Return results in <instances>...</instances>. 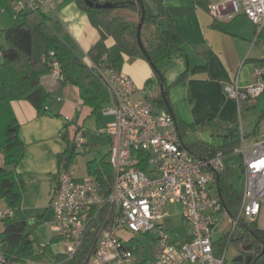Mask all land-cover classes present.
<instances>
[{
	"label": "built area",
	"instance_id": "obj_1",
	"mask_svg": "<svg viewBox=\"0 0 264 264\" xmlns=\"http://www.w3.org/2000/svg\"><path fill=\"white\" fill-rule=\"evenodd\" d=\"M51 1L12 2L19 14L41 10ZM208 10L215 20L245 16L256 25L258 33L264 29V0H210ZM50 57L51 73L61 79V65L54 51ZM90 65L102 76L110 94V106L103 108V113L115 116L104 130L111 140L108 155L114 176L110 192L105 194L93 175L79 178L68 169L59 172L50 203L51 228L66 242L64 253L72 258L87 232L96 229L97 247L91 256L94 264H226L228 245L221 250L216 239V215L222 210L228 212L218 190L226 156L221 151L196 156L182 140L173 115L154 99L136 96L138 87L131 76L123 70ZM254 73L256 83L243 89L231 85L228 94L238 102L261 94L264 68L257 66ZM85 143V136L79 133L77 147ZM233 155L240 158L245 190L238 214L231 215L233 228L229 236L242 218L258 221L263 211L264 124L257 140L247 143L242 139ZM176 203L181 204L183 217L193 229L183 240L174 241L167 235L165 220L169 216L167 207ZM0 215L5 217L11 212ZM123 231L148 235L158 248L154 258L137 263L135 239L127 241L120 234ZM4 263L0 252V264Z\"/></svg>",
	"mask_w": 264,
	"mask_h": 264
},
{
	"label": "crops",
	"instance_id": "obj_2",
	"mask_svg": "<svg viewBox=\"0 0 264 264\" xmlns=\"http://www.w3.org/2000/svg\"><path fill=\"white\" fill-rule=\"evenodd\" d=\"M143 2L146 13L158 17L157 26L161 30L169 29L171 24L175 29L171 44L178 52L162 61L159 68L169 86L172 112L168 107L165 110L173 114L176 120L196 126L200 139L190 144L206 142L221 147L236 142L240 144L242 139L247 143L257 140L264 124V91L240 102L227 92L231 85L243 89L257 81L254 70L260 66L257 60L264 56V45L258 40L256 25L245 16H237L222 21L229 24L227 31L218 29L214 26L216 20L208 8L197 5L195 0ZM42 10L59 36L87 64H91L88 51L100 39V32L92 25L87 12L78 5L77 0H52ZM17 15L12 1L0 10V99L7 95L2 63L3 52L8 44L3 32L13 25ZM129 15L136 17L133 12ZM147 36L146 33L144 38ZM114 42L113 38L107 40L108 45ZM122 70L135 81L137 97L156 100L162 93L161 83L147 59L127 61ZM184 73L189 74L187 79L174 84ZM59 83L60 79L52 73L43 78V84L52 91L46 113L38 114L36 108L26 100L12 102L21 124L25 157L18 166H7L0 152V165L23 173L27 181L22 207L11 212V215L28 220L31 225L36 223L40 208L49 209L54 184L57 183L59 172L64 169L58 160V156L67 149L61 134L68 127L71 131L79 128V133L85 136V145H89L94 133L104 132L106 126L115 119L114 115H109L113 118L110 122L102 120L92 108L83 104L76 87L66 85L61 88ZM243 101L245 111L242 108ZM107 137L109 149L106 154H109L111 140ZM6 211H10L9 206L6 200L1 199L0 213ZM18 212L22 214L21 218L16 216ZM2 230L3 225H0V232Z\"/></svg>",
	"mask_w": 264,
	"mask_h": 264
},
{
	"label": "trees",
	"instance_id": "obj_3",
	"mask_svg": "<svg viewBox=\"0 0 264 264\" xmlns=\"http://www.w3.org/2000/svg\"><path fill=\"white\" fill-rule=\"evenodd\" d=\"M14 0H0V10L8 2ZM100 1V0H98ZM102 2V1H100ZM116 8H96L86 4V0H77L78 5L87 12L94 27L100 32V39L88 51L91 62L99 68L122 70L125 62L138 58L147 59L138 42V26L142 18V8L137 0H113ZM197 5L208 8L209 0H195ZM130 12L136 17L129 15ZM157 16L146 18L142 26L141 38L153 63V68L163 84V92L154 100L161 108L167 110L163 93L170 105L169 86L159 68V64L178 52L171 44V37L175 29L171 24L169 29L161 30L157 26ZM155 26V28H153ZM214 26L221 30H228L229 24L216 20ZM148 34L146 38L144 36ZM8 48L3 52L2 67L5 75L7 95L0 99V152L3 153L7 166H18L25 157V143L21 137V124L15 114L12 102L16 100L29 101L38 114L48 111L47 103L52 97V91L43 84V78L51 73L50 52L54 51L55 58L60 62L62 78L60 87L72 85L77 88L84 105L97 112L110 102V94L102 76L90 64H87L77 52L67 44L49 24L45 12L30 10L20 12L11 27L4 32ZM113 38L114 44L108 45L107 40ZM258 40L264 45V29L258 33ZM264 68V56L257 60ZM189 76L182 74L174 84L181 83ZM173 115V114H172ZM175 118V116L173 115ZM176 120V118H175ZM180 135L183 138L188 130H195L194 124L176 120ZM80 129L71 131L69 127L61 137L67 143V149L58 156L59 164L64 169L74 161L78 152L76 137ZM239 143L214 147L206 142L190 144L188 148L198 157H207L222 152L226 157L232 156ZM88 174L99 181L103 192H110L114 170L109 161V155L101 159H93L87 164ZM233 168H226L219 173V186L222 200L227 211L236 216L242 202L243 194L237 190L230 180ZM27 181L23 173L0 165V200H6L10 212L21 209L27 190ZM44 217V216H43ZM3 230L0 232V252L5 257L4 264L14 262L27 264L48 259V264H88L97 247V230L87 232L84 241L72 258L64 252H54L52 244L61 238L52 237L48 244H36L32 238L33 230L39 224V219L31 225L14 215L2 217ZM28 232V235H26ZM237 242L244 248L253 250L254 264H264V230L258 227V221L241 219V223L231 236L218 240L221 250L229 242ZM251 262V264H252Z\"/></svg>",
	"mask_w": 264,
	"mask_h": 264
},
{
	"label": "rangeland",
	"instance_id": "obj_4",
	"mask_svg": "<svg viewBox=\"0 0 264 264\" xmlns=\"http://www.w3.org/2000/svg\"><path fill=\"white\" fill-rule=\"evenodd\" d=\"M252 101V100H251ZM249 102V101H247ZM245 101H243V110L245 111L246 105ZM110 106V103L105 104L101 109H99L96 114L98 117L102 118V120L106 122H110L113 118L109 115L103 114V108H107ZM115 120V119H114ZM200 136L196 130H191L184 137L185 143H192L198 141ZM109 149V140L107 134L103 131H98L94 133L92 140L89 145H84L78 148V152L75 156L74 161L69 165L68 171L73 173L76 177H84L88 175L87 164L89 161L93 159H101ZM230 180L234 187L243 193L245 190V178L241 165L237 164L233 166V174L230 176ZM57 183L55 182L54 187L56 188ZM54 194V192H53ZM1 201V200H0ZM43 204H41L42 207ZM169 211V216L165 220V226L167 235L174 241L183 240L187 234L192 233V224L186 221L183 217L182 206L179 203L171 204L167 207ZM37 218L39 219V224L33 230L32 238L36 240V244H48L52 237L55 236V232L52 230V219L53 213L49 207L40 208L38 210ZM43 214H42V213ZM44 217H43V216ZM17 217L21 218L22 214L20 212L17 213ZM231 214L222 210L217 213L216 218L218 220V229L216 231V239H222L224 236L228 235L232 232V222H231ZM24 220V219H21ZM0 225H3L2 218H0ZM258 227L264 230V207L261 216L258 219ZM124 239L127 241L134 238V255L137 262H140L146 258L150 260L157 253V246L153 243L148 235L145 234H135L131 231H123L120 233ZM66 242L59 241L57 243L52 244V249L54 252H64L66 249ZM241 249V244L237 242H229L227 248V262L226 264H233V259L238 254ZM12 264H20L14 262ZM27 264H48V259L45 257L42 261L39 262H28ZM88 264H94L93 258L90 259Z\"/></svg>",
	"mask_w": 264,
	"mask_h": 264
},
{
	"label": "water",
	"instance_id": "obj_5",
	"mask_svg": "<svg viewBox=\"0 0 264 264\" xmlns=\"http://www.w3.org/2000/svg\"><path fill=\"white\" fill-rule=\"evenodd\" d=\"M137 1H138V3L140 4V6L142 8V18H141V21L139 23L138 33H137L138 42H139V45H140V48H141L142 52L146 56L147 60L153 66L151 58H150V56H149V54H148V52H147V50L145 48V45H144V43L142 41V38H141L142 26H143V23H144L145 18H146V10H145V6H144L143 0H137ZM86 4L88 6H90V7H96V8H99V9L100 8H116L117 7V3L112 2V1L100 2L98 0H86ZM161 91L163 92V84H161ZM163 98L166 101L167 107H168V109H169V111L171 113L172 110L170 108L169 103L167 102V99H166L164 93H163ZM182 140H183V138H182ZM239 162H240V158L237 155L229 156V157H226L224 159V164H225L226 168H230L231 166L237 165V164H239ZM218 190H219V194H220V196L222 198L221 189H220V186H219V177H218ZM23 223H27V221L23 220ZM26 235H28V232H26ZM251 261H252V256H248V257L244 258L243 255H237L233 259V264H251ZM254 263H255V261L252 262V264H254Z\"/></svg>",
	"mask_w": 264,
	"mask_h": 264
},
{
	"label": "flooded vegetation",
	"instance_id": "obj_6",
	"mask_svg": "<svg viewBox=\"0 0 264 264\" xmlns=\"http://www.w3.org/2000/svg\"><path fill=\"white\" fill-rule=\"evenodd\" d=\"M237 255H243L244 258H246L248 256H252V260H253V250L249 249L247 246H245L244 248L241 247V249Z\"/></svg>",
	"mask_w": 264,
	"mask_h": 264
}]
</instances>
